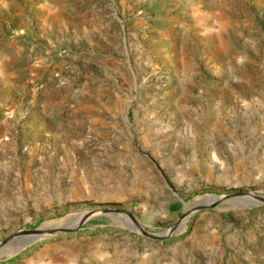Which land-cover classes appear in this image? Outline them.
Returning a JSON list of instances; mask_svg holds the SVG:
<instances>
[{
  "label": "rangeland",
  "instance_id": "1",
  "mask_svg": "<svg viewBox=\"0 0 264 264\" xmlns=\"http://www.w3.org/2000/svg\"><path fill=\"white\" fill-rule=\"evenodd\" d=\"M241 191L264 196V0H0V242L42 230L0 264H264V203L195 207ZM103 208L138 223H80Z\"/></svg>",
  "mask_w": 264,
  "mask_h": 264
},
{
  "label": "water",
  "instance_id": "2",
  "mask_svg": "<svg viewBox=\"0 0 264 264\" xmlns=\"http://www.w3.org/2000/svg\"><path fill=\"white\" fill-rule=\"evenodd\" d=\"M245 196L246 198L249 199L250 201V205H256L259 203H264V196L263 195H259V194H255L253 192H248V191H241V192H233L227 195H209L210 198H214V197H220L219 201L216 203H206V202H202L198 205H196L195 203V207H204L206 205H210V206H216L218 205L220 202H222L223 200L226 199H231V198H235V197H243ZM98 212L107 214V213H123L126 216H128L129 218H131L132 220H134L136 223H138L137 218L128 210H124V209H116V208H103L100 210H92L89 212H86L81 220L80 223H83L85 220H87L89 217H92L94 215H96ZM140 230L142 231L143 234L150 236V237H154L155 234L152 232L147 231L146 229H144L142 226H140ZM42 232L41 229L39 228H33V229H24V230H20L15 234H12L8 237H5L4 239H2V241L0 242V247L4 246L10 242H12L15 238L17 237H36L38 234H40Z\"/></svg>",
  "mask_w": 264,
  "mask_h": 264
},
{
  "label": "bare ground",
  "instance_id": "3",
  "mask_svg": "<svg viewBox=\"0 0 264 264\" xmlns=\"http://www.w3.org/2000/svg\"><path fill=\"white\" fill-rule=\"evenodd\" d=\"M199 199H201V198H197V200H199ZM219 199H220V197H214L213 199L212 198H210L209 196H206V197H203L201 200H200V202H206V203H216V202H218L219 201ZM197 203H199V202H197ZM198 205V204H197ZM41 234V233H40ZM21 237H17V238H15L13 241H15L16 239H20ZM33 238H35V236L34 237H32V239ZM23 246V245H22ZM19 247V246H18ZM17 247V248H18ZM13 250V249H12Z\"/></svg>",
  "mask_w": 264,
  "mask_h": 264
}]
</instances>
